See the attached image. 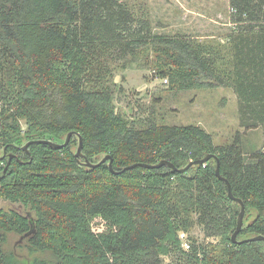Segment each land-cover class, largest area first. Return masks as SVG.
I'll return each instance as SVG.
<instances>
[{"label": "trees", "instance_id": "1", "mask_svg": "<svg viewBox=\"0 0 264 264\" xmlns=\"http://www.w3.org/2000/svg\"><path fill=\"white\" fill-rule=\"evenodd\" d=\"M233 61L186 36L154 32L150 13L128 0H0V264H21L4 250L10 234L55 264H167L162 250L188 264H264V149L246 156L240 134L216 147L200 126L141 129L117 113L116 68L147 58L170 90L232 88L240 127H264V0H229ZM155 58L150 61V54ZM28 126V132L22 124ZM56 149L31 141L52 140ZM80 137L83 155L76 156ZM5 152L7 156H5ZM15 157L9 165V156ZM212 155L186 173L178 169ZM84 165L85 159L98 164ZM9 168L6 170V167ZM108 231L94 234L90 220ZM200 227L206 238L185 251L180 233Z\"/></svg>", "mask_w": 264, "mask_h": 264}, {"label": "rangeland", "instance_id": "2", "mask_svg": "<svg viewBox=\"0 0 264 264\" xmlns=\"http://www.w3.org/2000/svg\"><path fill=\"white\" fill-rule=\"evenodd\" d=\"M136 7L150 13L154 32L169 36H186L211 48L220 59L217 68L224 73L233 61L229 38L234 31L231 22L229 0H128ZM155 56L150 54V61ZM147 58L130 62L127 66L116 68L113 77L114 104L117 113L131 122L134 128L141 129L150 124L200 126L210 133L216 147L228 146L240 134L246 156L264 149V127L245 131L240 127L238 97L232 88L202 89L185 92L170 90L169 83L156 77ZM23 130L28 126L23 122ZM25 146V145H24ZM23 146V147H24ZM78 150V148H76ZM4 159V157L2 158ZM6 211L27 210L18 204L1 201ZM91 229L104 231L100 217L90 220ZM108 231V229L106 230ZM188 242L218 245L213 238H206L200 227L190 233ZM191 238V241H189ZM166 245L162 257L167 264H188L170 253ZM4 250L13 254L21 264H55L50 252H34L27 239L10 234Z\"/></svg>", "mask_w": 264, "mask_h": 264}, {"label": "water", "instance_id": "3", "mask_svg": "<svg viewBox=\"0 0 264 264\" xmlns=\"http://www.w3.org/2000/svg\"><path fill=\"white\" fill-rule=\"evenodd\" d=\"M73 136H74V133L73 132L69 133V135L67 136L66 142L64 144H62V145L61 144H58V143H56V142H54L52 140L31 141V142L27 143L23 147V150L28 151V148L32 144L49 145V146L54 147L56 149H61V148H64V147H66V146H68L70 144L71 139H72ZM82 149H83V140L80 137L79 147H78V150H77V153H76V156L79 157V158L84 157L83 152H82ZM6 156H7V154L5 152L4 158ZM14 157H15L14 155H10L9 156V165L11 163V160ZM110 159H111L110 156H107V157L103 158L102 161L100 163H98V164H93V163L89 162L87 159H85L84 165L87 166L88 168H95V167L99 166L100 164H104V163H107L108 161H110V168L112 169V160H110ZM211 159H215L217 161V170L216 171H217L218 177L221 178V176H220L219 159L218 158H215L212 155H209V156H207L206 158H204L202 160H199V161H196V162H191L187 167H185L183 169L176 168L175 165H173L172 163H170L168 161H162L158 165H155V166H149V165H133L132 167H129L128 169L136 168L138 166H143V167H146V168H161L163 166H169L174 171H177V172H180V173H186L191 167L196 166V165H204V164L208 163ZM9 165L6 167L5 172L9 168ZM0 179H1V177H0ZM221 179L224 180L223 178H221ZM224 181L227 183V186H228L229 197L232 200L237 201L241 205V212H240V215H239V218H238L237 229H236L235 233L232 236L233 243H242V242H247V241H264V237H262V236H257V237H254V238H251V239H247V240H244V241H239L238 240V237H239V235H240V233L243 230L244 225H245L246 207H245L244 203L241 200L235 199L233 197L232 190H231V186H230L229 182H227L226 180H224Z\"/></svg>", "mask_w": 264, "mask_h": 264}, {"label": "built area", "instance_id": "4", "mask_svg": "<svg viewBox=\"0 0 264 264\" xmlns=\"http://www.w3.org/2000/svg\"><path fill=\"white\" fill-rule=\"evenodd\" d=\"M100 220H101V222L103 223V227L105 228V230H104V231L101 230V231H99V232H96L95 229L92 228V232H93L94 234H101V233H104V232H106V230L109 228L107 222H106L103 218L100 217ZM179 236H180V240L182 241V247H183V249H184L185 251H190V250H191V243L188 242V239H189L188 234H187L186 232H181ZM187 238H188V239H187Z\"/></svg>", "mask_w": 264, "mask_h": 264}]
</instances>
